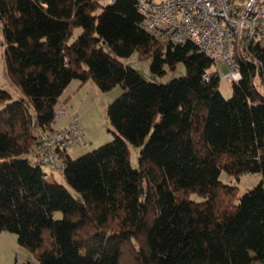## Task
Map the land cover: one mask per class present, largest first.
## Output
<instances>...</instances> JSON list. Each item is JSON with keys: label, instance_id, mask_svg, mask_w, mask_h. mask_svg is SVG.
Segmentation results:
<instances>
[{"label": "trees", "instance_id": "16d2710c", "mask_svg": "<svg viewBox=\"0 0 264 264\" xmlns=\"http://www.w3.org/2000/svg\"><path fill=\"white\" fill-rule=\"evenodd\" d=\"M136 2L0 0L6 72L24 95L0 88V231L38 264H264V96L253 83L264 46L245 56L234 43L240 79L225 98L215 62L147 32ZM134 53L155 74L178 62L186 72L148 81L126 63ZM72 79L122 92L106 109L112 140L59 154L64 185L27 156ZM223 171L261 177L238 196Z\"/></svg>", "mask_w": 264, "mask_h": 264}, {"label": "built area", "instance_id": "2783aa9c", "mask_svg": "<svg viewBox=\"0 0 264 264\" xmlns=\"http://www.w3.org/2000/svg\"><path fill=\"white\" fill-rule=\"evenodd\" d=\"M142 27L161 41L192 42L215 63L224 62L228 70L221 77L229 84L240 79L234 61V43L245 56L251 46H264V0H137ZM58 106L55 115H66ZM70 116L62 126L40 137L28 158L34 165H49L61 174L60 153L86 139L78 123Z\"/></svg>", "mask_w": 264, "mask_h": 264}, {"label": "rangeland", "instance_id": "374dc122", "mask_svg": "<svg viewBox=\"0 0 264 264\" xmlns=\"http://www.w3.org/2000/svg\"><path fill=\"white\" fill-rule=\"evenodd\" d=\"M110 1L100 0V3L104 5ZM241 1L243 0H231L233 4H239ZM80 31V28H74L69 41H72ZM3 52L4 45L0 22V88L6 89L12 98L24 97L19 87L9 78L6 72ZM125 61L129 66L136 69L146 80L157 83H165L174 77L184 75L186 72L184 63L178 62L172 68L165 65L162 74H155L150 69V58L139 59L136 53L132 54ZM215 67L220 78L218 85L219 91L225 98H228L231 96V86L221 77L227 72L228 66L224 62H220L215 63ZM253 83L258 92L264 96V81H262L258 74L254 75ZM87 84L90 85H86L80 93L75 94L74 101H72L74 106H78V109L74 112V114L78 115L77 123L86 133V139L84 141L76 143L67 149L73 158L90 152L113 139L114 129L108 119L106 109L107 105L122 92V87L119 84H116L107 91H101L91 79L87 80ZM69 88L71 87H68L66 91H69ZM69 105L70 103H68V107ZM55 120L56 123L63 124L67 122V116L57 115ZM127 147L129 162L131 166L137 167L139 146L127 143ZM41 168L45 172L46 178L65 185L62 175L57 170L52 169L46 164H42ZM219 177L225 183L236 185L237 195L239 196L256 185L261 175L259 172H248L236 177L234 175H228L223 171ZM68 189L74 194L70 187ZM54 216L57 218L60 217L61 212L56 211ZM0 264H38V261L34 252L18 244L17 236L14 232L2 230L0 231ZM250 264L262 263L257 259H253Z\"/></svg>", "mask_w": 264, "mask_h": 264}, {"label": "crops", "instance_id": "0c3cea01", "mask_svg": "<svg viewBox=\"0 0 264 264\" xmlns=\"http://www.w3.org/2000/svg\"><path fill=\"white\" fill-rule=\"evenodd\" d=\"M86 85L87 86L90 85V84H87V80L85 82L81 83L77 79H72L68 83V85L65 87V89L63 90L61 95L59 96V99H58V102H57V107L58 106H63V107H65L67 109V114H66L67 122L69 121L70 116L74 115V112H76V110L78 109V106L76 107V106H74V104H72V101H74L73 99H74L75 94L80 93ZM68 87H71V88H69V91H66V89ZM68 103H70L69 107H68ZM66 123H63V124L59 123L58 124V123H56V120H55L52 123V127L56 128V127L65 125ZM67 154L70 157H72V155L68 151H67Z\"/></svg>", "mask_w": 264, "mask_h": 264}]
</instances>
